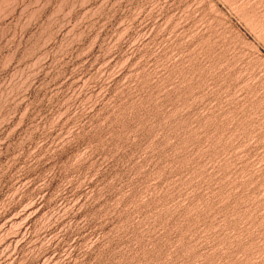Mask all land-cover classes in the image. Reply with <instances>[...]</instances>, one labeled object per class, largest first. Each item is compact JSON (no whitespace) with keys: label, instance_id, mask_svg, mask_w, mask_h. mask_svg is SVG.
Wrapping results in <instances>:
<instances>
[{"label":"rangeland","instance_id":"rangeland-1","mask_svg":"<svg viewBox=\"0 0 264 264\" xmlns=\"http://www.w3.org/2000/svg\"><path fill=\"white\" fill-rule=\"evenodd\" d=\"M0 264H264V0H0Z\"/></svg>","mask_w":264,"mask_h":264}]
</instances>
